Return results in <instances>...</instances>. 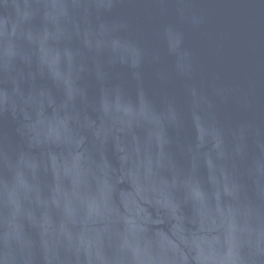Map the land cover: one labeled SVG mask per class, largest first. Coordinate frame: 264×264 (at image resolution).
I'll return each mask as SVG.
<instances>
[{
  "label": "water",
  "instance_id": "water-1",
  "mask_svg": "<svg viewBox=\"0 0 264 264\" xmlns=\"http://www.w3.org/2000/svg\"><path fill=\"white\" fill-rule=\"evenodd\" d=\"M0 264H264V0H0Z\"/></svg>",
  "mask_w": 264,
  "mask_h": 264
}]
</instances>
